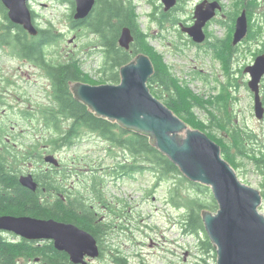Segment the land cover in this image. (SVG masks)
<instances>
[{
	"label": "trees",
	"instance_id": "1",
	"mask_svg": "<svg viewBox=\"0 0 264 264\" xmlns=\"http://www.w3.org/2000/svg\"><path fill=\"white\" fill-rule=\"evenodd\" d=\"M54 1L64 5L69 4L71 8L69 16L73 30L82 28L97 37V46L100 48L99 51L103 59L98 69V80L94 81L90 73L83 70L77 58H73L71 61L66 59L59 64L49 61L50 59L47 60L49 54L46 46L47 48L49 45L51 47V44L57 42L53 32L51 30L43 31L49 37L43 42V47L40 46L39 42H29L27 38L30 34L23 26L15 24L9 19L8 10L0 0V13L2 14L0 18L3 19H0V32L5 30V35L3 36L1 33L0 38L10 43L9 39L16 37L11 40L20 50L18 54L30 57L34 61L42 58L53 80L52 97L55 99V103L48 107L49 119L44 123L50 133L49 141L62 145L69 143L72 135H78L85 131L96 133L110 145L109 154L115 160L112 169L115 173L125 175V177H133L136 173L149 172L156 180L154 184L156 187L173 177L175 183L171 189L172 199L177 206L186 209L183 222L184 232L194 235L197 233L205 234V239L203 238L201 241L204 253L215 252L202 218L204 209L211 211L218 209V203L210 187L188 180L167 155L151 144L149 138L123 129L108 119L97 117L84 103L74 97L71 83L119 84L121 82V68L124 65L139 53L149 55L155 66V73L148 83L153 94L191 127L206 132L217 143H220L225 137V133L228 134L231 150L227 149L226 144H222V152L225 159L236 167V158L247 156L248 150L247 138L240 132L244 129L235 124V119L231 113L234 111L232 109L234 97L230 88L234 86L232 73L235 72L232 61L241 45H234L232 42L235 22L230 27V33L225 39L214 38L213 43V40L207 42L208 47H211L213 53L220 58L226 73V81L222 83L219 98L213 101V97H210V100H205L198 94H194L190 85L187 84L188 82L174 73L173 67L167 63L165 55L159 53L151 44L149 37L152 36L144 33L140 28L139 15L132 0H96L90 14L83 19H75L74 0ZM257 2L258 0L252 5L248 1L247 5H244L250 16L253 15L254 6L257 5ZM33 16L36 17L34 12ZM217 22L223 23V21ZM249 24L250 30L247 38L251 39V22ZM125 27L130 28L134 35L130 49L119 44V38ZM12 49L14 48L12 47ZM208 104L212 106L219 104L218 109L221 112L218 116L209 112ZM200 108L207 111L208 123L202 121L198 116L196 117L194 109ZM231 126L232 128L229 130ZM210 128L217 132H226L221 137H217L210 131ZM117 149L123 152L122 156H118L119 151ZM33 156L39 155L34 154ZM7 160L6 157L0 158V216H32L39 219H55L65 223H73L91 232L97 239L100 247L99 258L102 259L107 254L103 247V240L108 233L109 223L97 217L91 207L92 202L85 195L77 197V195L73 196L72 194L67 200H62L58 194H55L56 196H53L52 193L43 195L41 186L44 185V182H41V186L38 185L36 190H31L21 184L22 170L15 169ZM256 165L264 170V158H257ZM91 180L93 189L89 188L88 193L95 195L97 186L102 191V187H100L102 179L93 176ZM37 181L40 183L39 180ZM46 182L57 190L51 180H46ZM101 191L97 193L99 197ZM109 257L116 264H129L128 257L122 255L120 251L111 250ZM22 258L35 260L38 258L41 264H75L67 252L56 249L53 241L42 243V241H29L21 238L9 242L0 230V264H19ZM140 264L145 263L141 262Z\"/></svg>",
	"mask_w": 264,
	"mask_h": 264
},
{
	"label": "rangeland",
	"instance_id": "2",
	"mask_svg": "<svg viewBox=\"0 0 264 264\" xmlns=\"http://www.w3.org/2000/svg\"><path fill=\"white\" fill-rule=\"evenodd\" d=\"M150 1L136 0L140 28L144 33L152 36L149 37L151 44L159 53L165 55L166 61L173 67L174 73L188 82L187 84L190 85L194 94H198L205 100H210V97H213V101H215L219 98L222 83L226 81V73L220 58L213 53L211 47L191 46L188 39L180 33L178 23L167 21L163 16L162 9H155L149 4ZM185 1L186 3L182 4L178 13V18L187 21L192 17L193 10L200 0ZM246 1H250L252 5L256 3V0H224L227 5V17L223 18L219 15V21H225L220 24L215 22L209 27L212 37L225 39L228 36L232 26V17L241 13L240 9L243 8ZM29 6L36 13L35 19L42 24H40L42 27H44L43 23L52 24L51 28L55 32L67 35L55 45L57 47L48 48L49 54L56 53L60 56L62 52L73 54L75 49L80 47L77 51V59L83 70L90 73L94 81L98 80V69L103 60L100 53L97 52L100 49L97 46L98 39L94 34L82 28L72 29L69 4H60L54 0H29ZM0 17H2L1 13ZM251 17L252 37L251 39L245 38L241 42L240 49L232 61L235 72L232 73L234 86L230 88L234 97L232 101L234 111L231 113L235 124L244 129L240 132L247 138L248 150L247 156L236 158L235 169L244 183L259 189L264 194V170L256 165L257 158H264V117L259 119L256 116L254 93L248 86L250 75L244 72L247 65L254 63L255 58L264 53V0H258ZM60 45L62 46L60 47ZM11 53L0 51V61L7 63L5 70L9 69L6 73L12 77L13 81H18L21 86L25 87L29 93L36 91V86L41 83L35 79L36 70L32 67L27 70L29 65L21 63V72L17 71L20 60L16 53H14L16 58L9 57ZM27 76L32 77L30 82H27ZM260 93L264 106V77L260 84ZM21 98L17 100L19 103L17 105L23 106ZM33 99L38 101L35 96ZM42 101L46 102L45 99ZM218 107L219 104L209 105V112L218 116L221 112ZM200 109H194L196 117L198 116L202 121L208 123L207 111L203 108ZM1 110L2 108H0V113ZM6 124L8 127L15 125L18 131L27 126L24 122L16 120L7 121ZM231 128L232 126L229 130ZM210 131L217 137H221L226 132H217L211 128ZM229 139L230 137L225 133V137L218 144L221 147L222 144H226L227 149L231 150ZM74 143L75 146L62 148L56 152L63 165L76 162L81 172L79 175L67 172L64 177L67 180L65 182L68 187L77 186L83 194L90 195L101 219L109 223L108 233L103 240V247L107 254L102 259L93 260L92 263L116 264L109 257V253L111 250H117L128 257L129 264H140L141 262L145 264H217L216 250L211 254L204 253L201 241L203 238L205 239V234L194 235L184 232L183 222L186 209L177 206L172 199L171 189L175 183L173 177L157 187H154L156 180L149 172L136 173L133 177H125V179H112L110 178L112 172L110 168L115 160L109 154L110 145L108 142L97 134L85 132L84 136L77 138ZM117 150L119 151L118 156H122L123 152ZM44 164L41 165L45 167ZM32 166L30 164V167ZM94 167L101 169L97 170L98 175L109 174V177L105 176L107 181H105L104 187L102 185V191L97 186L95 195L87 192L89 188L93 189L90 176L91 169ZM99 191L102 195L100 197L97 195ZM259 210L264 214V199ZM20 264L38 263L34 260L23 259Z\"/></svg>",
	"mask_w": 264,
	"mask_h": 264
},
{
	"label": "water",
	"instance_id": "3",
	"mask_svg": "<svg viewBox=\"0 0 264 264\" xmlns=\"http://www.w3.org/2000/svg\"><path fill=\"white\" fill-rule=\"evenodd\" d=\"M29 0H2L8 17L37 34ZM165 9L177 0H162ZM75 19H83L92 11L96 0H75ZM218 2L200 3L195 10V24L186 29L194 41L206 39L204 27L211 20ZM246 11L238 17L233 44L248 33ZM133 35L125 27L119 38L129 48ZM155 72L151 58L141 53L121 68L119 84L92 85L71 83L74 97L89 107L97 117L106 118L123 129L149 138L151 144L167 155L189 180L211 187L218 210L202 211L205 230L217 252V264H264V214L259 211L261 191L240 180L235 168L222 155L221 146L207 133L193 129L164 102L154 96L148 85ZM245 72L251 75L249 87L255 93V112L264 117L260 82L264 76V53ZM47 160L56 162L54 156ZM25 182L35 189L31 176ZM0 229L12 231L29 240H53L56 249L65 251L75 264H90L86 258H97L100 249L93 234L73 223L32 216H0Z\"/></svg>",
	"mask_w": 264,
	"mask_h": 264
},
{
	"label": "flooded vegetation",
	"instance_id": "4",
	"mask_svg": "<svg viewBox=\"0 0 264 264\" xmlns=\"http://www.w3.org/2000/svg\"><path fill=\"white\" fill-rule=\"evenodd\" d=\"M131 1V0H130ZM133 5L136 9H138V5L136 3V0H132ZM206 2L207 4L210 2H218L220 4V8L216 11L215 16L207 22L205 25L204 32L207 36V41L204 42V44H198L195 43L193 38L189 35V33L186 31L187 28L191 27L194 25L196 19H195V9L197 5L200 3ZM247 2H244L243 8H241V13L245 10L246 15L248 18V23L251 22L252 17L250 16V13L247 12V9L244 8V5H247ZM186 3L185 0H178V3L176 6L170 8L169 10L165 9V6L162 2V0H151L149 4L155 7V9L160 8L163 11V16L166 17L165 19L167 21H173L177 22L179 26V31L180 33L188 39V42L190 43L191 46L197 47V48H202V46H208L207 42L210 40L212 41L214 37H212V34L209 31V27L214 24L215 22L220 20V16L223 18L226 16L227 17V5H225L224 0H200L195 8L193 15L190 19L187 21H184L179 17L178 13L180 9L182 8V4ZM233 16L232 17V24L236 25L237 19L240 16ZM220 15V16H219ZM1 19V18H0ZM3 20V19H1ZM225 21V20H223ZM220 22V21H219ZM35 24L39 30V34L36 36L30 35L28 39L29 42H39L40 46L43 47V42L49 39L48 35L44 34L43 31H49L51 30L53 34L56 36V41L55 43L51 44V46H55L58 44V42L62 41V38H66V34L63 33H57L55 32L54 29L51 28L52 24L48 23H43L44 27H42L41 23L37 22L35 20ZM41 24V25H40ZM250 29V24L249 28ZM5 30L1 31L3 33V36ZM132 32V31H131ZM133 34V33H132ZM134 36V35H133ZM5 38V37H4ZM16 37H12L11 39H14ZM9 39V42H5L0 38V51L1 52H12L9 54V57L16 56L14 53L17 54V58L20 60V63L17 67V71L21 72L22 69V64L29 65L27 70H30V67L36 70V77L35 79L39 82V86H36V91H33L32 93H29L26 91L25 87L21 86L18 81H13L11 76H8V73H6L8 70H5L7 64L6 62L3 63L0 61V108H2L1 113V118H0V158H7L8 162L11 164L12 167L15 169H21V175L29 174L32 173L35 175V179L39 180L40 183L39 185L41 186V182H44V185H42L43 189V195H48L52 193L53 196H56L55 194H58L62 200H67L69 196L73 194L77 195V197L81 196V190L77 186L72 185L71 187H68L66 184V179L64 178L65 175H67V172H71L72 169L71 166H63L59 169L54 168L51 165L44 164L41 165L40 162L37 160L41 159L43 161V155L45 153H49L50 151H53L56 153L62 148H71L75 146L74 142L76 141L77 138H79L78 135H72L69 139V143L67 144H58V143H51L49 141V130L48 127L46 126V123L49 119L48 115V107L55 103V99L52 97L53 93V80L51 76L49 75L48 67H46L45 62L42 60V58H38L37 61L32 60L30 57L18 54L19 49L16 44L13 43V41ZM71 42L73 40H70ZM69 41V42H70ZM133 43V42H132ZM131 43V44H132ZM62 45H60L61 47ZM12 47L14 49H12ZM50 45L48 46V48ZM46 46V50H48ZM44 49V48H43ZM80 49L76 48L75 52L72 54L66 53L64 54L63 52L60 55L55 54H48L47 55V60L52 61L53 63L59 64L60 62H64L66 59L68 61H71V59L76 58L78 56L77 51ZM73 55V56H72ZM58 56H60L58 58ZM13 58V57H12ZM13 58V59H15ZM35 59V57H33ZM28 81L30 82L32 80L31 76H27ZM33 87V86H31ZM45 88V89H43ZM29 96V97H27ZM34 96L38 98V101L36 102L33 98ZM14 97V98H12ZM22 97V98H21ZM32 97V98H31ZM23 100L24 105L20 106L17 105L19 104L17 100L19 99ZM45 99L46 102H43L42 100ZM16 120L17 122L25 123L27 126L23 128L16 129L15 125H10L9 127L7 126L6 122L7 121H13ZM38 154L39 156H33V155ZM25 164V166H23ZM30 164L33 166L30 167ZM10 169V166H8ZM78 175V173H75ZM38 176V177H36ZM56 176H59L56 178ZM46 180H51V183H53L56 186V189L53 188L52 186H49ZM22 184V183H21ZM23 185V184H22ZM25 186V185H24ZM27 187V186H25ZM29 188V187H27ZM51 197V195H49Z\"/></svg>",
	"mask_w": 264,
	"mask_h": 264
}]
</instances>
